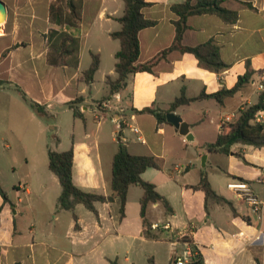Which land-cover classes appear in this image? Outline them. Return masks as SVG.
<instances>
[{
    "label": "crops",
    "instance_id": "1",
    "mask_svg": "<svg viewBox=\"0 0 264 264\" xmlns=\"http://www.w3.org/2000/svg\"><path fill=\"white\" fill-rule=\"evenodd\" d=\"M1 1L7 6L8 14L5 22L0 23V118H8L13 123L16 115L25 112L38 122V114L23 100L16 86L30 99L49 109L57 101L68 107L69 102L82 96L81 110L85 120V112L89 109L100 112L96 119L102 126L108 122L106 114H109L121 129L119 142H123L131 154L154 156L159 160L161 168L148 169L142 177L155 185L174 212L168 213L160 202L150 204L147 218L152 226L151 233L157 238L145 237L141 217L144 190L140 186H131L124 218L119 198L112 203H97L98 214L80 204L75 211L79 225L76 228L73 214L57 209L62 187L51 170L54 176L42 174V169L39 173V165L29 168L26 181L7 186L3 182V165L13 172L15 167L10 158L0 156V183L9 198L5 202L0 194V264H111L112 261L148 264L151 258L155 264H172L174 256L185 248L184 243L178 241V233L189 234L193 246L201 254L202 264H258V260L264 264V224L229 188L234 181L246 182L264 201V148L236 144L229 155L210 153L204 148L217 140L225 120L233 121L240 109L259 101L258 83L264 76V0H223L225 8L238 13V20L233 24L215 14L188 19L189 29L184 34L183 45L196 47L215 41L222 60L230 65L229 69L220 73L207 71L201 68L193 54L176 50L160 61L153 73L130 75L126 89L103 104L105 110L90 99L97 77L106 84L107 93L103 98L110 92L107 77L113 80L118 77L116 53L121 44L111 35L121 30L117 19L124 15V1L84 0L81 26L69 30L81 40L80 60L85 49L90 55H100V68L91 86L82 81L86 70L80 69L81 61L78 69L53 67L47 63L48 46L44 35L52 27L50 6L54 0ZM147 1L151 6L146 7L143 14L157 25L139 34L141 55L138 64L151 61L173 45L176 37L174 21L178 17L172 6L186 0ZM105 59L112 62L105 65ZM248 67L255 72L251 82L246 84L252 85L250 94L244 93L245 85L223 105L214 99H204L174 111L182 117L180 111L193 106L195 119L193 123L187 121L193 142L187 141L171 124L159 125L154 115L136 112L148 107L168 110L183 88L189 98L202 92L213 94L232 89ZM72 85H76L75 91L67 98L65 93ZM254 98L258 99L255 103ZM21 100L32 112L26 110ZM201 115L202 119H196ZM205 118L210 120L209 129L215 127L217 132L214 141L201 138L206 129ZM134 124L139 126L134 128L138 130L135 133L139 143L123 141L127 138V129ZM113 134H118L117 129ZM180 137L183 143L203 148L201 156L203 159L206 156L205 165L199 167L197 161L179 157ZM57 147L46 144L48 153L49 149L64 151ZM71 147L75 153V185L86 192L111 195L113 160L118 149L111 147L107 157L104 156L100 142L93 145L91 135L73 140ZM196 155L199 154L196 152ZM203 173L207 174L212 188L231 204L208 202L207 205L205 193L192 188L200 183ZM165 225H170L171 230H165Z\"/></svg>",
    "mask_w": 264,
    "mask_h": 264
},
{
    "label": "trees",
    "instance_id": "2",
    "mask_svg": "<svg viewBox=\"0 0 264 264\" xmlns=\"http://www.w3.org/2000/svg\"><path fill=\"white\" fill-rule=\"evenodd\" d=\"M125 3L124 15L117 19L121 24V30L112 33V38L118 40L121 44L120 50L116 53V73L117 79L113 80L107 77L106 83L109 86V95L103 98L101 105L110 101L114 95L126 89L129 77L139 72L153 73L154 68L160 61L166 59L173 51L193 54L199 61L201 68L220 73L230 68L221 58V50L215 41H209L196 47H187L183 45V38L189 29L188 19L192 16L203 14L218 15L224 22L233 24L238 20V13L225 8L223 0H186L182 4L172 6V11L178 19L174 21L176 28V37L173 45L151 61L145 64H138L141 55V44L139 34L142 30L154 27L156 21L145 18L143 10L151 6L147 0H123ZM84 0H54L50 6V23L51 29L44 38L47 40L48 53L47 63L53 67H69L78 69L80 66L81 40L73 35L69 30L79 29L82 23ZM68 29V30H66ZM92 63L88 70L83 73L82 81L91 86L95 81V75L100 68L101 58L99 54L91 53ZM254 70L248 67L245 75L240 76L238 83L232 89H223L213 94L202 92L197 97L189 98L186 90L183 88L181 95L170 105L168 110L148 107L143 110H136L140 114H152L157 119L159 125L167 122V114L174 112L178 107L190 105L193 102L214 99L219 104H225L228 98L235 96L246 84L250 83ZM16 90L20 93L23 100L29 107L41 117L49 116L45 105L39 104L30 99L28 95L18 86ZM84 98L77 97L67 105L73 111L74 117L85 120L81 110ZM100 109L101 106L99 107ZM264 109V93L260 95L257 104L245 106L240 109L238 116L233 120H225L222 123V132L217 140L208 143L204 148L210 153H221L229 155L232 153V147L236 144L253 146L255 148H264V129L260 124L254 123L256 114ZM103 110V109H102ZM123 127V124H120ZM60 138H56L55 143L58 145ZM49 168L57 176L62 187V193L58 198V211L71 212L78 225V216L76 207L84 205L91 212L98 214L97 203H112L116 198L121 202L122 218L126 214L128 202V193L131 186H140L144 190V196L141 200V217L144 224V235L147 238H157L151 233L152 226L147 218V209L152 203H162L168 213H173V208L169 201L157 192L154 184L145 181L143 173L151 168L160 169L159 160L154 156H137L129 152L128 147L119 143V149L113 160V173L111 181V195H102L98 193L86 192L75 185L73 180L74 166V148L67 151H55L49 149ZM195 190H202L206 195L208 202L220 205L231 204L229 201L220 196L210 184L208 176L203 173L198 185L192 186ZM0 194L5 202L9 201L6 191L0 183ZM236 213V212H235ZM111 264H117L112 261ZM148 264H155L153 258L149 259ZM173 264V261H172ZM192 264H202L201 254L198 253ZM258 264H261L258 260Z\"/></svg>",
    "mask_w": 264,
    "mask_h": 264
},
{
    "label": "rangeland",
    "instance_id": "3",
    "mask_svg": "<svg viewBox=\"0 0 264 264\" xmlns=\"http://www.w3.org/2000/svg\"><path fill=\"white\" fill-rule=\"evenodd\" d=\"M0 23L3 24L4 21ZM111 62V60L107 61V59H105V65ZM91 63L92 57L90 52L85 49L81 58L80 69L87 70ZM54 70L63 72L62 69L54 68ZM40 72H43V70L40 69ZM75 88L76 85H72V87H70V89L65 93V96L67 98L70 97L69 95L73 94ZM251 88V84L246 85L244 93L250 94ZM106 91V84L101 80V77H97L95 81V90L93 91V98L90 99V102L98 104V107L101 106V108L105 110L104 105H101L100 103L106 95ZM15 92V94L19 96V93L17 91ZM257 100V98H254L253 103L257 102ZM21 103L25 106L28 112H32L22 100ZM47 110L49 112V116L41 117L37 115V120L40 124L31 119L30 113L25 112L16 115L13 123L8 118H0V156L10 158L11 164L15 167V172H13L10 167L3 165V182L5 185H19L21 182L26 181L25 176L28 173L29 168L32 169L38 165L39 173L42 169V174L46 173L54 176L52 175L50 169H48L49 159L46 144H49L54 148L58 146V149H64L65 151L71 147L73 140H81L86 138L87 135H91L93 145L97 141L100 142L104 156L107 157L111 147L119 149V133H121V129L119 124L114 120V118L112 119L109 114H106L108 122L103 123L101 126L96 119V115H101V113L91 111L90 109L85 112L87 117L86 120L75 118L73 111L70 108L61 105L59 101L54 102L53 108H47ZM180 113L184 121L193 123V119H195L193 118V106L191 109L185 108L183 111H180ZM202 118L203 116L201 115L196 119ZM204 121L203 125L206 129L201 135V138L204 137V141L208 142L214 141L215 135L217 134L215 127L212 130L209 129V118H205ZM137 127L139 126L134 124L131 129H127V138L123 139V141L127 140L130 143H139L137 140L138 135L134 130V128ZM51 128H57V130H52ZM116 129L118 134L114 135L113 132ZM56 138H60L62 144L57 145L55 143ZM182 140L183 139L181 138L179 142V148L181 150L179 157L186 159V161L195 160L197 161L199 167H201L203 164V156H201L204 151L203 148L186 144L185 142L183 143ZM176 145L178 146L177 143ZM196 152L199 155H196ZM22 207H24V205H22ZM43 228H45L44 225Z\"/></svg>",
    "mask_w": 264,
    "mask_h": 264
},
{
    "label": "built area",
    "instance_id": "4",
    "mask_svg": "<svg viewBox=\"0 0 264 264\" xmlns=\"http://www.w3.org/2000/svg\"><path fill=\"white\" fill-rule=\"evenodd\" d=\"M258 90L260 94L264 93V76L258 83ZM256 124H260L264 129V109L260 110L253 121ZM138 132V130H135ZM231 191H233L239 198L245 201L251 208V211L256 215L261 224H264V201L261 200L253 191L251 185L242 181H234L229 185ZM165 230H171L170 225L164 226ZM178 241L184 243V250L181 254L175 255L173 258V264H192L195 261V257L198 254L197 250L193 246V242L189 239V234L178 233ZM2 241L0 239V246Z\"/></svg>",
    "mask_w": 264,
    "mask_h": 264
},
{
    "label": "water",
    "instance_id": "5",
    "mask_svg": "<svg viewBox=\"0 0 264 264\" xmlns=\"http://www.w3.org/2000/svg\"><path fill=\"white\" fill-rule=\"evenodd\" d=\"M8 14V9L7 6L5 5L4 2H2L0 0V22L6 20ZM167 122L169 124H171L172 126H174V128L177 130V132L186 138L187 141L193 142L194 140V136L193 133L191 132V128H190V124L187 123L186 121L183 120V118L174 113V112H170L167 114ZM52 129H56V128H52ZM121 138H119L120 140ZM204 165H205V160H206V156H204Z\"/></svg>",
    "mask_w": 264,
    "mask_h": 264
}]
</instances>
